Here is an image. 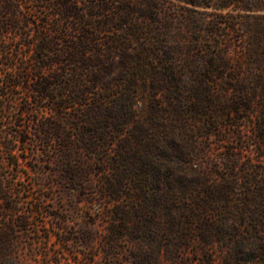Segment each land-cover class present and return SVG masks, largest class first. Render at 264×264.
<instances>
[{
    "label": "trees",
    "instance_id": "1",
    "mask_svg": "<svg viewBox=\"0 0 264 264\" xmlns=\"http://www.w3.org/2000/svg\"><path fill=\"white\" fill-rule=\"evenodd\" d=\"M176 2L0 0V151L7 158L5 162L0 157V211L13 219L12 226L0 232V264H18L13 254L15 227L30 230L42 208L35 204L34 216L19 214L2 172L6 165L21 171L30 135L47 144L59 143L69 181L82 188L91 182L78 163L79 155L105 144L110 125H124L122 116L134 111L140 93L152 97L149 112L154 121L178 122L185 116V121L199 124V133L207 139L223 137L221 120L237 124L255 115L257 149H264V16L252 24L250 87L240 73L229 74L222 46L204 48L199 46L203 39L189 37L205 30L203 41H213L227 15L215 13L218 19L206 26L199 16L187 15L205 13L196 6L258 11L264 9V0ZM227 76L233 81L223 85ZM13 98L21 99L15 108ZM45 103L49 114L37 115ZM27 115L37 126L35 132L23 122ZM70 119H77L72 121L80 130L76 135L67 124ZM93 136L98 142H91ZM166 153L163 148L161 154ZM180 153L171 156L172 178L163 177L160 168L154 176H143L149 189L140 192L147 205L136 208V220L127 209L118 210L114 235L106 241L109 255L120 258V235L144 232L145 241L131 237L130 264H264V164L239 174V157L231 152L229 173L215 181L194 167L187 152ZM115 179V186L103 181L100 200L107 197L105 189L113 188L110 197L120 201L125 181L121 175ZM146 209L151 215H144ZM82 235L89 245L92 239Z\"/></svg>",
    "mask_w": 264,
    "mask_h": 264
},
{
    "label": "rangeland",
    "instance_id": "2",
    "mask_svg": "<svg viewBox=\"0 0 264 264\" xmlns=\"http://www.w3.org/2000/svg\"><path fill=\"white\" fill-rule=\"evenodd\" d=\"M196 8L205 13H188L187 15L191 18L199 16L206 23L204 26L216 21L218 16L215 13L218 12L227 15L224 18L226 23L220 24L219 33L213 41H203L205 30L189 37L203 39L199 46L204 48L217 50L222 46L230 63L229 74L234 76L240 73L244 79L249 81L247 85L251 87L249 56L252 45V24L257 17L264 16V9L250 11L237 7L224 10L203 6H196ZM230 24L234 28L229 30ZM223 81L225 83L221 82L220 88L222 83L227 85L233 80L227 76ZM138 85L142 86V83ZM219 86L216 85V88ZM158 96L160 100H163L161 94ZM151 98L145 93L136 96L134 111L122 116L125 120L124 125H120L117 129L114 125H110L107 129L109 134L105 144H101L97 149L85 150L79 155L78 163L87 175V180L91 182V185L86 188L73 185L69 181L64 162L60 160L58 142L47 144L30 135L26 146V159L22 158L21 171L17 172L8 165L2 170L7 178V188L19 204V214L34 216L32 208L35 204L42 206L41 210L35 213L36 216H34L30 230H22L18 225L15 227L13 254L18 264H109L111 261L116 264H130L131 237L145 241V233L136 232L135 236L127 233L120 235L117 251V256L120 258L114 260L109 255L106 244V241L114 235V218L119 209L125 208L130 212L133 221L137 219L140 213L136 208L139 205H147V199L143 198L140 192L141 188L149 189L142 183L143 176L150 174L154 176L159 173L160 168L163 177L172 178L174 160L172 161L171 156L181 154V150L189 154L187 156L193 159L192 163L199 172L210 174V178L215 181L220 179V174L229 173L230 164L227 158L231 152L239 157L236 165L239 174L243 175L246 168H251L252 171L254 164H264V149H257L258 143L255 139L253 121L256 119L255 115L237 124L234 122L226 124L228 121L223 119L219 126L223 137L214 134L207 139L199 133V124L185 121V116L182 121L178 120V122L169 120L162 124L154 121L149 112ZM13 99L15 108L21 99ZM90 99L94 100L93 95ZM48 107V103H45V106L38 109L36 114L48 115ZM80 117L83 118V115ZM24 121L28 124L31 121L30 116L24 117ZM72 121L75 123L77 119H70L67 124L71 126H69L70 130L76 135L80 130L73 127ZM28 125L29 129L35 132L36 124L31 122ZM199 134L200 136L197 137ZM2 136L0 128V140ZM92 138V143L98 142L94 136ZM75 141L78 149L82 148L84 144L77 138ZM100 147L104 148V152ZM163 148L168 152L164 156L161 154ZM171 148L174 149L173 152ZM5 156L0 151V157L4 161L7 160ZM100 157H103L104 161H100ZM183 165L186 168L190 167L186 163ZM117 175L123 176L125 181L120 201L110 197V194L114 192L113 188L105 189L104 194H107V197L100 200L103 181L115 182V186ZM19 190L22 194L18 193ZM154 207L152 205V208ZM144 215H151V212L146 209ZM0 216L1 232L2 229L12 226L13 219L9 212L2 214L0 211ZM7 217L10 220H7ZM83 232L92 239L89 245L83 242ZM194 255L191 251L190 256Z\"/></svg>",
    "mask_w": 264,
    "mask_h": 264
}]
</instances>
